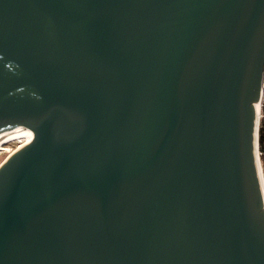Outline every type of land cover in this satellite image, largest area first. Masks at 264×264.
I'll return each mask as SVG.
<instances>
[{
  "label": "water",
  "instance_id": "95a60500",
  "mask_svg": "<svg viewBox=\"0 0 264 264\" xmlns=\"http://www.w3.org/2000/svg\"><path fill=\"white\" fill-rule=\"evenodd\" d=\"M264 0H0V264H264Z\"/></svg>",
  "mask_w": 264,
  "mask_h": 264
},
{
  "label": "bare ground",
  "instance_id": "6f19581e",
  "mask_svg": "<svg viewBox=\"0 0 264 264\" xmlns=\"http://www.w3.org/2000/svg\"><path fill=\"white\" fill-rule=\"evenodd\" d=\"M255 108V130H254V150H255V159H256V165L258 169V174L260 178V185L263 193V207H264V170L262 166V160L260 156V150H259V128L261 124V99L257 100L254 103ZM34 141V132L30 128L24 127L22 125H14L11 127L3 128L0 130V152L2 151H9V155L7 157V160L3 163H1V166H3L8 160L9 157L16 154L19 150H21L23 147H25L27 144ZM18 142V146L11 150L10 147H8L9 143Z\"/></svg>",
  "mask_w": 264,
  "mask_h": 264
},
{
  "label": "trees",
  "instance_id": "16d2710c",
  "mask_svg": "<svg viewBox=\"0 0 264 264\" xmlns=\"http://www.w3.org/2000/svg\"><path fill=\"white\" fill-rule=\"evenodd\" d=\"M259 149L261 152H263V155H261V160L264 169V121H262L259 130Z\"/></svg>",
  "mask_w": 264,
  "mask_h": 264
},
{
  "label": "rangeland",
  "instance_id": "374dc122",
  "mask_svg": "<svg viewBox=\"0 0 264 264\" xmlns=\"http://www.w3.org/2000/svg\"><path fill=\"white\" fill-rule=\"evenodd\" d=\"M17 146H18V142L9 143V145H8V147H10L11 150L15 149ZM8 155H9V151L0 152V165H1V163L5 162L7 160ZM9 159H10V157H9Z\"/></svg>",
  "mask_w": 264,
  "mask_h": 264
},
{
  "label": "built area",
  "instance_id": "2783aa9c",
  "mask_svg": "<svg viewBox=\"0 0 264 264\" xmlns=\"http://www.w3.org/2000/svg\"><path fill=\"white\" fill-rule=\"evenodd\" d=\"M264 121V100L261 101V123ZM261 126V124H260ZM260 130V128H259ZM258 142H259V137H258ZM260 150V149H259ZM263 155V152L260 151V156Z\"/></svg>",
  "mask_w": 264,
  "mask_h": 264
}]
</instances>
